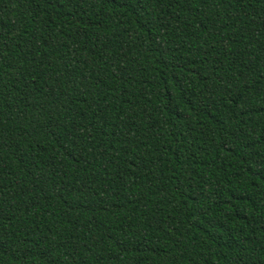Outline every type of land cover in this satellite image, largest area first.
Returning a JSON list of instances; mask_svg holds the SVG:
<instances>
[{"label": "trees", "instance_id": "obj_1", "mask_svg": "<svg viewBox=\"0 0 264 264\" xmlns=\"http://www.w3.org/2000/svg\"><path fill=\"white\" fill-rule=\"evenodd\" d=\"M0 264H264V0H0Z\"/></svg>", "mask_w": 264, "mask_h": 264}]
</instances>
